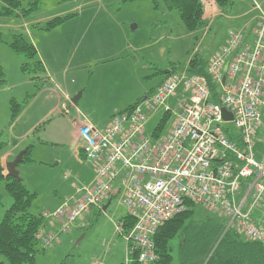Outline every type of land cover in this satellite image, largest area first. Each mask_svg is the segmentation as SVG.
Returning a JSON list of instances; mask_svg holds the SVG:
<instances>
[{
	"label": "rangeland",
	"instance_id": "374dc122",
	"mask_svg": "<svg viewBox=\"0 0 264 264\" xmlns=\"http://www.w3.org/2000/svg\"><path fill=\"white\" fill-rule=\"evenodd\" d=\"M20 1L28 6L35 0ZM36 1L39 9L26 18L0 15V66L6 73V84L0 86V132H4L3 135L0 133V140L12 145L15 144L14 137L11 130H6L12 121L11 100L19 103L25 100L27 104L30 94L38 92L41 86L24 82V77H29L21 68L26 57L11 46L15 34H24L39 51L38 58L42 60V55L45 56L49 66L69 69V78H75L70 92L72 98L81 94L78 107L82 117L103 129L114 113L139 103L146 95L151 98L155 88L166 79L167 72L185 70L195 55L210 60L228 44L231 31L256 25L257 17L264 11V0H218L220 13L191 28L176 8L168 7L166 0ZM56 17L65 20L47 29L48 23ZM83 34L90 38L82 40ZM11 84L15 86L12 88ZM55 88L58 92L62 90L59 85ZM177 95L181 96L182 92L178 91ZM175 97L167 103L173 111L177 108ZM74 109L65 115L70 120L80 117ZM165 110L166 106L160 105L147 112V137L153 139L156 128L164 120L160 134L171 128L176 115L166 114ZM32 111L30 117H34ZM57 117L45 119L41 127L27 138V145L35 144L30 150V159L18 165L20 178L30 191L38 194L30 211L43 216L45 236L57 230V223H49L55 210L49 209H53L60 197L63 196L64 201L79 187L94 184L97 177L95 171V176L91 177L90 161L83 155L76 156V150L73 151L71 146L47 142L45 130L51 126L54 129L59 122ZM35 118L29 120L30 124ZM66 125L63 122L62 127ZM225 126L236 129L233 122ZM25 129L26 123L19 134ZM25 139L20 138L19 142ZM57 158H60L59 162ZM0 195L1 222L13 204L5 179L0 180ZM253 214L263 220L264 207ZM127 215L128 208L120 194L112 199L106 210L89 209L68 232L60 233L52 245L36 254V264H124L128 256L127 233H122L118 227ZM178 244V236L171 239L173 264H179ZM0 262L11 264L1 253Z\"/></svg>",
	"mask_w": 264,
	"mask_h": 264
},
{
	"label": "built area",
	"instance_id": "2783aa9c",
	"mask_svg": "<svg viewBox=\"0 0 264 264\" xmlns=\"http://www.w3.org/2000/svg\"><path fill=\"white\" fill-rule=\"evenodd\" d=\"M207 72L218 100L206 76L185 69L170 72L151 98L114 113L105 128L87 119L79 125L80 154L94 164L96 182L79 187L53 212L49 223H57L56 232L39 233L44 248L86 211L102 209L119 194L135 218L125 235L124 264H130L133 254L142 264L154 263L157 230L190 203L224 217L227 228L246 240L264 242V226L253 215L264 200V150L257 148L264 145V11L251 32H230L228 44L208 60ZM173 96L175 111L167 104ZM160 105L175 113L176 120L151 139L145 135V122ZM223 107L233 113L232 121L225 120ZM230 122L239 143L227 134ZM121 222L118 230L125 233Z\"/></svg>",
	"mask_w": 264,
	"mask_h": 264
},
{
	"label": "trees",
	"instance_id": "16d2710c",
	"mask_svg": "<svg viewBox=\"0 0 264 264\" xmlns=\"http://www.w3.org/2000/svg\"><path fill=\"white\" fill-rule=\"evenodd\" d=\"M0 2L2 3L0 15L26 18L39 9L36 0L28 6L22 5L20 0H0ZM166 2L169 8H176L179 11L182 19L191 28L205 20L201 0H166ZM64 20L62 17L52 19L47 29L61 24ZM1 35L0 32V39ZM11 46L15 52L26 57V61L21 66L23 72L34 75V77L44 72L45 66L38 58L36 46L24 34H15ZM207 63L208 60L195 55L186 69L189 74L206 76L211 84L212 97L218 100L217 87L211 82L207 72ZM170 72H167L166 78ZM5 84L6 73L0 66V86ZM25 103H19L15 99L11 100L12 120L16 119ZM166 114L169 113L166 112ZM164 121L156 128L155 137L160 135ZM226 129L229 138L239 143L240 136L235 129L230 127ZM31 148L32 146L27 148L22 162L30 159ZM257 148L264 150V145L259 144ZM2 179L6 181V188L13 197V204L0 222V253L9 259L11 264H23L24 262L36 264V254L44 251L42 239L39 237L43 229V216L30 211L37 193L30 191L21 178L5 175L4 167L0 163V180ZM1 204L0 195V208ZM263 207L264 200L257 210ZM197 213L200 215L197 216ZM122 221L124 232L128 233L135 223V218L128 214ZM259 221L264 226V219ZM175 236L179 237V264H264V242L246 240L236 229L227 228V220L224 217L211 213L194 203H190L185 211L159 227L154 236L158 258L152 264H173V250L170 242ZM130 258V264H142L138 261L136 254L131 255ZM0 264L3 263L0 262Z\"/></svg>",
	"mask_w": 264,
	"mask_h": 264
},
{
	"label": "crops",
	"instance_id": "0c3cea01",
	"mask_svg": "<svg viewBox=\"0 0 264 264\" xmlns=\"http://www.w3.org/2000/svg\"><path fill=\"white\" fill-rule=\"evenodd\" d=\"M202 3H203V8H204L203 19H205V20L213 19L214 17H216L220 13V4H219L218 0H203ZM258 9H260V8H258ZM259 16L257 17L256 21H258ZM256 25H257V22H256ZM256 25L252 26V24H251L250 26L247 25V27H244V28L248 32H251V30ZM89 38L86 34L82 35V40H87ZM38 53H39V51H38ZM42 57H43L44 61H42L43 59L42 60L40 58L39 59L43 62L44 66H45L44 72H41V73L35 75V77H34V75L29 74V77L27 76L29 79H27V77H24L25 75L24 76L22 75L25 78L24 82L26 84L31 85L35 82L36 86H38V85L39 86L41 85V86L38 88V90H39L38 92L30 94L31 95L30 101H28L27 104L25 103V106L23 108L24 110H23L21 116L15 120H12L10 125H9V128L6 129L8 131L11 130L10 134L12 135V137H14L15 144L12 145L9 142H5V141L1 142V140H0V163L4 167V174L5 175H8V171L6 168V165L8 162L14 160L15 157L21 151H24V155H25V152L30 145L32 147H34L35 143L27 145V142H26L28 140L27 138L30 135H32L37 130L38 127H41V124L43 123V121L45 119H48V118L50 119L52 117L56 118L57 117V116H55L56 113L59 114V116L57 117V120L59 122L56 124V126L54 125V129L52 128V126H51L52 124H51L50 125L51 128L50 129L48 128V130L47 129L45 130L46 136L48 137L47 142H50L52 145H57L59 143H61L62 145L67 144V145L71 146L73 151L76 150V153H75L76 156H81L79 148H80L82 141L79 138L78 129H79V125H81V123L87 118L85 116L82 117L81 109L78 107V101H77V103H75V98L78 97V100H79V98L81 97V94L72 98V94L70 92V86H71V84L75 83V78H69L70 74H69L68 68L63 67L61 69H57L55 65L49 66L47 64L46 57L43 55H42ZM44 83H46V84L44 85ZM42 85H44V86L42 87ZM56 85H59V87L62 89L60 92H58V90H56V88H55ZM11 86L13 88L15 85L11 84ZM77 91H79V88L77 89ZM146 97H148V96L146 95L142 100H144ZM73 107L75 108L74 110H76V112L80 115V117L78 119L73 118L72 120H70L65 115L68 114L69 110ZM31 110H33L32 111V113L34 114L33 116L36 117L35 118L36 120L32 124H30V122H29L30 119L34 118L32 116L30 117V115H29V112H31ZM166 112L167 111L165 110V113ZM10 113H11V119H12V110ZM26 115H27V117H26ZM37 116H38V118H37ZM63 122H66V124H67L65 127H62ZM24 123H26V129L22 134H19V131H21L20 129ZM91 124H93L96 127V125L94 123H91ZM4 127L5 126H3V129H4ZM0 133L2 134V132H0ZM3 134H4V132H3ZM20 138H22V139L26 138V139L22 142H19ZM40 139L41 138H39V141H40ZM61 139H63L64 141H61ZM7 143H9V144L7 145ZM23 159H24V156H23ZM57 159L59 162L60 158H57ZM80 162L83 163V161H80ZM17 169H18V167H17ZM88 170L90 171L91 177H92L93 171H95V166L93 163L88 165ZM62 197H60L59 201H57L55 203V206L53 207V209H49V210H56L59 206H61L63 204V202L65 201V200L64 201L62 200ZM112 199H109L108 201H112Z\"/></svg>",
	"mask_w": 264,
	"mask_h": 264
},
{
	"label": "water",
	"instance_id": "95a60500",
	"mask_svg": "<svg viewBox=\"0 0 264 264\" xmlns=\"http://www.w3.org/2000/svg\"><path fill=\"white\" fill-rule=\"evenodd\" d=\"M224 70H227V66H225ZM225 80V77L223 78V82ZM78 101V97L75 98V103H77ZM223 111V116L225 118V120L227 121H232L234 116L233 113L229 110H227L225 107L222 108ZM23 156H24V151H21L14 160L10 161L7 163L6 168L8 171V175L18 178L20 179V174L19 171L17 169L18 165L22 162L23 160ZM111 201H108L104 206H103V210H106L108 208V206L110 205Z\"/></svg>",
	"mask_w": 264,
	"mask_h": 264
}]
</instances>
